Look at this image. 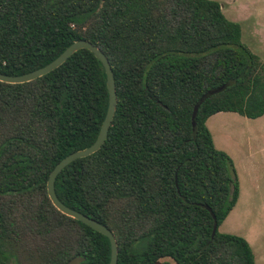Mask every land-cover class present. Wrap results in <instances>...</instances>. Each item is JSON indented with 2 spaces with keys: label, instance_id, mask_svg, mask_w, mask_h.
<instances>
[{
  "label": "trees",
  "instance_id": "trees-1",
  "mask_svg": "<svg viewBox=\"0 0 264 264\" xmlns=\"http://www.w3.org/2000/svg\"><path fill=\"white\" fill-rule=\"evenodd\" d=\"M80 40L108 58L118 102L102 148L58 176L59 200L112 231L118 264H255L244 238L219 231L240 186L207 126L264 116V60L241 24L214 0H0V73L33 72ZM222 87L194 127L198 101ZM108 105L86 49L34 81L0 82V264H109V239L47 192L55 166L95 143Z\"/></svg>",
  "mask_w": 264,
  "mask_h": 264
},
{
  "label": "rangeland",
  "instance_id": "rangeland-1",
  "mask_svg": "<svg viewBox=\"0 0 264 264\" xmlns=\"http://www.w3.org/2000/svg\"><path fill=\"white\" fill-rule=\"evenodd\" d=\"M225 16L242 26V41L264 60V0H214ZM207 126L217 149L232 161L240 186L235 208L219 231L244 238L255 264H264V116L249 119L237 113L212 116Z\"/></svg>",
  "mask_w": 264,
  "mask_h": 264
},
{
  "label": "water",
  "instance_id": "water-1",
  "mask_svg": "<svg viewBox=\"0 0 264 264\" xmlns=\"http://www.w3.org/2000/svg\"><path fill=\"white\" fill-rule=\"evenodd\" d=\"M83 49H86V50H89L90 52H92L95 55V57L102 63V65L105 69L106 76H107V87H108V92H109V105H108L107 114H106V117L102 123L98 138L95 141V143L86 149L79 150V151H76V152L70 154L69 156H67L63 160H61L55 166V168L50 173V176L48 179L47 192H48V196H49L52 204L54 205V207L58 211H60L62 214L66 215L70 218H73L77 221L82 222L83 224L89 226L93 230L101 233L102 235L106 236L109 239L110 245H111V259H110L109 264H118V243H117V240H116L114 234L112 233V231L110 229H108V227H106L105 225H102L101 223H99L98 221H96V220H94V219H92V218H90V217L66 206L64 203H62L59 200V198L56 194V190H55L56 180H57L58 176L64 171V169H66L70 164H72L73 162H75L79 159L86 158V157H89V156L97 153L102 148V146L104 145V143L108 137L109 130H110V127L112 125V121H113L115 113H116L117 102H118L115 77H114V73H113V70H112V67H111V64H110L108 58L106 57V55L103 53V51L99 47L93 45L89 41L80 40V41H76L73 44H71L54 61H52L48 65H46L40 69H37L33 72L23 74V75H19V76H8V75L0 73V82L8 83V84H23V83H28V82L34 81V80L41 78V77L51 73L52 71L56 70L57 68L62 66L76 52L83 50ZM224 88L225 87L215 89V90H211V91L207 92L198 101V103L196 104V106L194 108V114H193L194 127H195V119L197 117V113H198V110L201 107V105L210 97L221 92ZM208 209L210 210V208H208ZM212 215H213L214 219H216L215 215L213 213H212ZM217 228H218V225H217V222H215L214 233L216 232ZM85 260H86L85 257L78 256V257L72 259L71 261H69L67 264H83L85 262ZM156 264H161V263L157 262Z\"/></svg>",
  "mask_w": 264,
  "mask_h": 264
}]
</instances>
